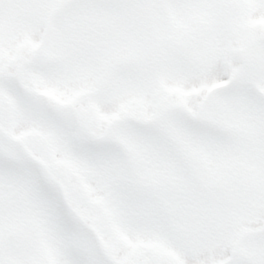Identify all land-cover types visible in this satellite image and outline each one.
I'll return each instance as SVG.
<instances>
[{"label": "snow or ice", "instance_id": "snow-or-ice-1", "mask_svg": "<svg viewBox=\"0 0 264 264\" xmlns=\"http://www.w3.org/2000/svg\"><path fill=\"white\" fill-rule=\"evenodd\" d=\"M0 264H264V0H0Z\"/></svg>", "mask_w": 264, "mask_h": 264}]
</instances>
